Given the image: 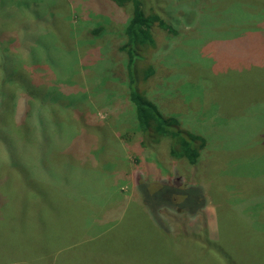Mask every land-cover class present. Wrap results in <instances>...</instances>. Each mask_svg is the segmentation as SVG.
<instances>
[{"label":"rangeland","instance_id":"1","mask_svg":"<svg viewBox=\"0 0 264 264\" xmlns=\"http://www.w3.org/2000/svg\"><path fill=\"white\" fill-rule=\"evenodd\" d=\"M142 1L169 28L154 26L155 73L139 86L185 129L208 131L198 164L136 130L127 83L139 88L143 69L129 72L119 50L128 9L0 0V91L14 96L0 147H24L0 151V264H228L216 244L264 264V0Z\"/></svg>","mask_w":264,"mask_h":264},{"label":"trees","instance_id":"2","mask_svg":"<svg viewBox=\"0 0 264 264\" xmlns=\"http://www.w3.org/2000/svg\"><path fill=\"white\" fill-rule=\"evenodd\" d=\"M112 1L117 6L121 7V9L123 10L124 8L128 9V13H129V17L125 14L127 16V23L123 29L125 40L123 41L122 45L119 47V50L123 54V58L125 59L126 68H128L129 72L131 73L133 72V74L136 75L135 70L140 63V67L143 69L140 75H143L144 77H142V79L138 78L137 84L138 86L139 84L141 85L142 83H145L146 85L149 79L151 78L152 73H155L154 71L155 69L153 67V64L151 63V55L156 50V41L153 33V28L154 26H156V24L162 30L167 29L169 27H167V23L164 20L160 19L156 15H153L152 13L150 14L146 13L142 0H112ZM258 7L255 8V10L260 11L262 9L261 11L264 13V1L261 4L262 8L260 9V7L259 8ZM96 25L94 29L91 30L90 34L92 36L100 37V35L103 34V30L102 28L99 27L100 26L99 22H97ZM30 33L40 34L41 31L40 28L36 27L33 28L30 31ZM28 42L24 46H22L21 44V46L24 48L23 49L25 54L24 58L26 60L29 56L25 52V48L28 47L27 48L28 50L29 47L33 46L34 44V41L31 39H28ZM7 50L8 49L6 48V52L4 53V59L2 60L4 69H6V71H8L10 67L11 69L12 67H14V62L15 65H18L15 59V54L14 56H12L13 53L10 52L8 54ZM31 61L32 63H36V61L34 60ZM12 75L14 76L9 78V80L12 81H16L18 79L20 80L22 76L18 72L15 74L14 70H12ZM131 78L134 77L131 76ZM28 80H33V78H27L26 82ZM182 82L179 83L180 86ZM127 86H128V98L130 103L134 107L136 130L151 142H157L160 139L168 140L169 152L172 158L177 160H184L188 164L192 166H196L201 158L202 150L205 148L206 144L209 141V135L207 134L208 131L206 129H203L202 131H197L198 132L197 134L193 131L185 129L184 122L182 121V119L173 115L172 116L164 115L163 112L161 111L160 106L156 102L148 98L146 91L141 90L143 89V87L142 88L140 86L139 88L136 87L135 81H131V82L128 81ZM24 88L27 91V96L26 99L22 101L21 104L23 106V108H21V112H22L21 115L30 116L31 113L29 111V107L27 108V105H29L27 99L28 100L30 99L29 95L32 96L35 94L31 93L32 88L28 83H26V86H24ZM46 91H49V89H47ZM46 96L48 95L45 93L43 99ZM13 97L14 96H12L6 90L0 91V107L8 106L11 108L10 101L13 99ZM41 100L42 98L39 99V101ZM42 101L44 103L43 107H45L46 104L47 105L52 104L53 99L49 98L47 100H42ZM80 104H82V101L80 102ZM5 111L7 112V110ZM29 122H31V118ZM22 123L25 122L20 121V124ZM65 131L66 129L64 130V132ZM259 133L260 131L255 134L254 139L258 136ZM2 146L0 147V151L1 150L4 151L6 149L8 154L12 155L10 153V150L15 149L16 151L18 150L19 152L18 154L24 155L23 154L24 147L19 146L18 144L13 143L11 145L9 143L7 147H5L4 149H2ZM248 146H239L238 148L245 150L244 148H248ZM30 148L33 147L31 146ZM28 157L29 160L33 163V160L31 159L32 157L31 156ZM9 166H14V165L9 164ZM29 169H31V166ZM257 243L258 240H253L251 242L253 246L256 245ZM216 245H217L218 253L225 258L228 264H239L238 262L239 260L235 258L231 249H229L225 245L224 246H221L220 244H216ZM154 262L152 264H155ZM200 262L201 263L197 262V264H202L203 259Z\"/></svg>","mask_w":264,"mask_h":264}]
</instances>
